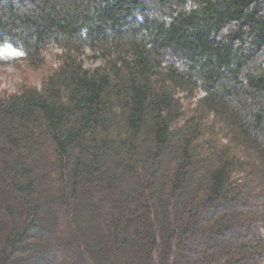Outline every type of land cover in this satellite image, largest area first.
I'll use <instances>...</instances> for the list:
<instances>
[{
	"label": "trees",
	"instance_id": "trees-1",
	"mask_svg": "<svg viewBox=\"0 0 264 264\" xmlns=\"http://www.w3.org/2000/svg\"><path fill=\"white\" fill-rule=\"evenodd\" d=\"M2 48L46 74L0 94V264H264V0H0Z\"/></svg>",
	"mask_w": 264,
	"mask_h": 264
},
{
	"label": "rangeland",
	"instance_id": "rangeland-1",
	"mask_svg": "<svg viewBox=\"0 0 264 264\" xmlns=\"http://www.w3.org/2000/svg\"><path fill=\"white\" fill-rule=\"evenodd\" d=\"M61 51L57 48H50L45 52V58L48 68L55 66V56ZM87 66H91L88 62ZM45 71H32L21 52L12 49H0V94L15 93L17 88L26 79L40 87L41 79L45 75Z\"/></svg>",
	"mask_w": 264,
	"mask_h": 264
}]
</instances>
